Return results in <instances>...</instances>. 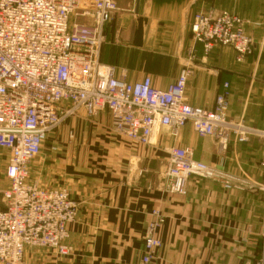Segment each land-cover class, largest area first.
I'll return each instance as SVG.
<instances>
[{
    "label": "crops",
    "instance_id": "obj_1",
    "mask_svg": "<svg viewBox=\"0 0 264 264\" xmlns=\"http://www.w3.org/2000/svg\"><path fill=\"white\" fill-rule=\"evenodd\" d=\"M116 2L119 10L106 26L108 41L100 59L128 69L130 80L151 74L159 88L187 66L197 11L216 7L239 15L255 41L253 52L239 62L233 47L216 46L205 55L202 45H196L187 96L193 105L213 108L229 83V117L263 125L264 0ZM141 17L146 21L138 46ZM169 135L162 128L155 146L134 143L115 134L107 110L95 119L81 111L50 133L32 172L45 186H67L79 202V215L70 225L74 251L58 258L29 248V264H140L155 208L165 221L159 230L163 247L151 264H255L264 258V188L246 184L226 189L199 177L190 179L185 194L160 187L166 147L172 145L192 146L197 159L264 186V140L232 143L223 154L214 138L199 136L191 123L178 137Z\"/></svg>",
    "mask_w": 264,
    "mask_h": 264
},
{
    "label": "built area",
    "instance_id": "obj_2",
    "mask_svg": "<svg viewBox=\"0 0 264 264\" xmlns=\"http://www.w3.org/2000/svg\"><path fill=\"white\" fill-rule=\"evenodd\" d=\"M118 10L116 0H0V264H29V248L58 258L73 253L70 225L79 202L67 186H45L32 171L49 134L81 111L95 119L107 110L116 135L149 147L158 143L162 128L178 137L188 123L199 136L214 138L223 154L232 143L264 140V123L250 126L229 117V83L213 108L193 105L187 96L196 45L205 55L216 46L233 47L239 62L253 52L255 41L239 15L216 7L197 11L187 66L159 88L151 74L130 80L128 69L101 61L106 26ZM166 150L160 187L167 192L185 194L192 177L226 189L264 188L197 159L192 146ZM152 214L140 264H151L163 247L165 217L159 208Z\"/></svg>",
    "mask_w": 264,
    "mask_h": 264
},
{
    "label": "water",
    "instance_id": "obj_3",
    "mask_svg": "<svg viewBox=\"0 0 264 264\" xmlns=\"http://www.w3.org/2000/svg\"><path fill=\"white\" fill-rule=\"evenodd\" d=\"M146 19L141 17L139 19V25L137 29V37H136V44L141 46L143 44V35H144V23Z\"/></svg>",
    "mask_w": 264,
    "mask_h": 264
},
{
    "label": "rangeland",
    "instance_id": "obj_4",
    "mask_svg": "<svg viewBox=\"0 0 264 264\" xmlns=\"http://www.w3.org/2000/svg\"><path fill=\"white\" fill-rule=\"evenodd\" d=\"M2 168H3V165L0 164V170H2ZM0 198H1V195H0Z\"/></svg>",
    "mask_w": 264,
    "mask_h": 264
}]
</instances>
